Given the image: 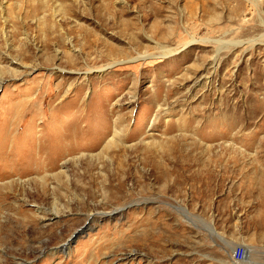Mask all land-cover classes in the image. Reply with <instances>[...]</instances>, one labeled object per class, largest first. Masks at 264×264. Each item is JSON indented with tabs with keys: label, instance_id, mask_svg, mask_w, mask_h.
I'll return each mask as SVG.
<instances>
[{
	"label": "rangeland",
	"instance_id": "obj_1",
	"mask_svg": "<svg viewBox=\"0 0 264 264\" xmlns=\"http://www.w3.org/2000/svg\"><path fill=\"white\" fill-rule=\"evenodd\" d=\"M237 245L264 264V0H0V264Z\"/></svg>",
	"mask_w": 264,
	"mask_h": 264
},
{
	"label": "built area",
	"instance_id": "obj_2",
	"mask_svg": "<svg viewBox=\"0 0 264 264\" xmlns=\"http://www.w3.org/2000/svg\"><path fill=\"white\" fill-rule=\"evenodd\" d=\"M249 253V256H248ZM250 257V250L244 245H237L233 251V261L235 264H243L248 261Z\"/></svg>",
	"mask_w": 264,
	"mask_h": 264
},
{
	"label": "bare ground",
	"instance_id": "obj_3",
	"mask_svg": "<svg viewBox=\"0 0 264 264\" xmlns=\"http://www.w3.org/2000/svg\"><path fill=\"white\" fill-rule=\"evenodd\" d=\"M193 40H194V38H193ZM204 40V39H203ZM204 41H207V40H204ZM241 42H236L235 44L236 45H238V44H240ZM251 46H253V43H252V45ZM217 60H218V58L217 57H215V59H214V62L212 63V65H214V64H216L217 63ZM198 82V81H197ZM117 134H115V136H116ZM112 209V208H111ZM119 210V208L117 207V208H115V209H113V210H110V211H107V212H102L103 214H105V215H110L112 212H114V213H116L117 211ZM100 214V213H99ZM113 214V213H112ZM50 215H53L55 218L57 217V216H59V212H52ZM96 215H98V214H96ZM202 220V219H201ZM209 225H211V224H209ZM212 226V225H211ZM212 229V228H211ZM69 246V243L67 244V243H65L62 247H60V248H57V252H59V251H61V252H65L66 250H68V247Z\"/></svg>",
	"mask_w": 264,
	"mask_h": 264
}]
</instances>
